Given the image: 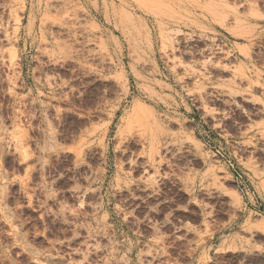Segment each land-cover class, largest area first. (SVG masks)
Masks as SVG:
<instances>
[{
  "label": "rangeland",
  "instance_id": "rangeland-1",
  "mask_svg": "<svg viewBox=\"0 0 264 264\" xmlns=\"http://www.w3.org/2000/svg\"><path fill=\"white\" fill-rule=\"evenodd\" d=\"M94 5L0 0V264H264L203 262L178 226L203 204L173 191L193 150L198 173L232 159L223 137L264 129V0H135L105 19Z\"/></svg>",
  "mask_w": 264,
  "mask_h": 264
},
{
  "label": "crops",
  "instance_id": "crops-1",
  "mask_svg": "<svg viewBox=\"0 0 264 264\" xmlns=\"http://www.w3.org/2000/svg\"><path fill=\"white\" fill-rule=\"evenodd\" d=\"M93 1V17L105 19L112 17L111 12L115 8L124 11L126 3L135 0ZM120 15L124 16L122 13ZM104 32L113 31L107 29ZM177 119L178 121L172 122L173 130L184 129L185 123H181L179 117ZM187 124V135L189 139L195 140V123ZM221 146L232 156L230 162L241 174L246 188H236L227 164L229 160H207L210 164H205L203 170L197 173L195 154L191 147L192 156L188 155L178 165L177 176L173 178V191L188 194V202L194 208V200H201L202 215L199 219L202 221L196 223L190 216L184 215L178 225L179 229L182 227L186 233L194 235V240H197L194 250L205 263L216 254L222 257L235 251L261 257L264 261V129L261 128L260 121L246 125L233 137H223ZM201 224L212 228L209 232L197 235L195 229Z\"/></svg>",
  "mask_w": 264,
  "mask_h": 264
},
{
  "label": "bare ground",
  "instance_id": "bare-ground-1",
  "mask_svg": "<svg viewBox=\"0 0 264 264\" xmlns=\"http://www.w3.org/2000/svg\"><path fill=\"white\" fill-rule=\"evenodd\" d=\"M134 114H135V116L133 117V119L132 120H128V121H133V122H135V123H137L138 124V126H139V128H140V132H141V136L143 135V133L145 134L146 133V131H147V124H148V121H147V117H148V115H147V113L141 108V107H138L137 109H135V111H134ZM127 121V122H128ZM96 133V132H95ZM100 133V132H99ZM92 135V134H91ZM97 136V135H96ZM140 136V137H141ZM98 138H99V136H98ZM99 141H102V140H99ZM148 144H149V148H148V151L146 152V155H147V157H148V159L150 160V162L152 163L153 161H154V159H155V155L158 153V137H157V134H156V132L155 131H153V132H151V134H150V137H149V140H148ZM101 145V144H100ZM101 150H102V156H103V158H105V160H107L106 159V156L104 155V152H105V149L102 147L101 148ZM109 152V151H108ZM101 156V155H100ZM96 159V158H95ZM104 160V159H103ZM102 175H101V177H104L105 176V173H101ZM22 179V178H21ZM24 179H25V177H24ZM153 180V179H152ZM156 180V179H155ZM154 180V181H155ZM21 181H23V180H21ZM20 181V182H21ZM25 181V180H24ZM24 183V182H23ZM103 183H104V180H102V182H101V185L99 186V188H98V193L100 194V196H101V199L103 200V195H102V191H103ZM26 184V183H25ZM22 186V185H21ZM23 187V186H22ZM21 187V188H22ZM89 187H91L90 185H89ZM154 187V186H153ZM25 188V187H24ZM156 189V188H155ZM89 190H90V188H89ZM80 191H81V189H80ZM156 191V190H155ZM88 192H90V191H88ZM19 193V192H18ZM78 193H79V191H78ZM86 193H85V191L84 192H82V195H81V198H80V200H78V201H80L79 203H80V205H81V201H83L84 202V200H83V198L85 199V195ZM91 194V193H90ZM90 194H89V196H90ZM79 195V194H78ZM85 195V196H84ZM94 194H92V196H93ZM88 196V197H89ZM91 197V196H90ZM79 199V198H78ZM87 199V198H86ZM84 207V206H83ZM80 208H82V207H80ZM86 208V207H85ZM82 210V209H81ZM80 210V211H81ZM87 211V210H86ZM77 212V211H76ZM85 212V211H84ZM83 212V213H84ZM78 213V212H77ZM79 216V215H78Z\"/></svg>",
  "mask_w": 264,
  "mask_h": 264
},
{
  "label": "built area",
  "instance_id": "built-area-1",
  "mask_svg": "<svg viewBox=\"0 0 264 264\" xmlns=\"http://www.w3.org/2000/svg\"><path fill=\"white\" fill-rule=\"evenodd\" d=\"M229 163V166L230 167H232L233 168V174H234V177H235V179L238 181V183H239V187L241 188V189H245L246 188V186H245V183H244V181H243V179H242V177H241V174L237 171V169L236 168H234V165H233V163L232 162H228ZM249 192V191H248Z\"/></svg>",
  "mask_w": 264,
  "mask_h": 264
}]
</instances>
